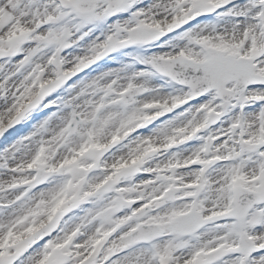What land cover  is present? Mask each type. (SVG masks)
<instances>
[{"label": "snow or ice", "instance_id": "1", "mask_svg": "<svg viewBox=\"0 0 264 264\" xmlns=\"http://www.w3.org/2000/svg\"><path fill=\"white\" fill-rule=\"evenodd\" d=\"M0 264H264V0H0Z\"/></svg>", "mask_w": 264, "mask_h": 264}]
</instances>
